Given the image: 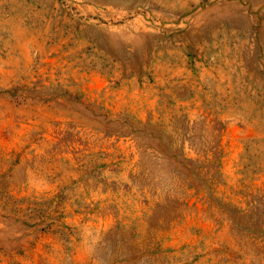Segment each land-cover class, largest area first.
<instances>
[{"label":"rangeland","instance_id":"obj_1","mask_svg":"<svg viewBox=\"0 0 264 264\" xmlns=\"http://www.w3.org/2000/svg\"><path fill=\"white\" fill-rule=\"evenodd\" d=\"M0 264H264V0H0Z\"/></svg>","mask_w":264,"mask_h":264},{"label":"trees","instance_id":"obj_2","mask_svg":"<svg viewBox=\"0 0 264 264\" xmlns=\"http://www.w3.org/2000/svg\"><path fill=\"white\" fill-rule=\"evenodd\" d=\"M211 158H208V162L210 161Z\"/></svg>","mask_w":264,"mask_h":264}]
</instances>
